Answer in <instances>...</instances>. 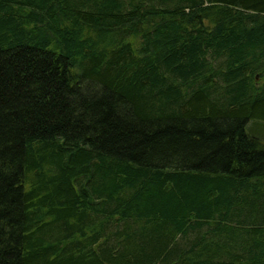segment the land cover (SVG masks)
Instances as JSON below:
<instances>
[{
	"label": "trees",
	"instance_id": "16d2710c",
	"mask_svg": "<svg viewBox=\"0 0 264 264\" xmlns=\"http://www.w3.org/2000/svg\"><path fill=\"white\" fill-rule=\"evenodd\" d=\"M251 122L264 0H0V264H264Z\"/></svg>",
	"mask_w": 264,
	"mask_h": 264
},
{
	"label": "rangeland",
	"instance_id": "374dc122",
	"mask_svg": "<svg viewBox=\"0 0 264 264\" xmlns=\"http://www.w3.org/2000/svg\"><path fill=\"white\" fill-rule=\"evenodd\" d=\"M252 122H253V121H252ZM252 122L250 123L251 126H252V124H255V123H252ZM250 124H249V126H248L249 131L252 129L251 126H250ZM256 125H257V126H256ZM255 126H256V128H257V127H263V128H264V124H262V123L255 124ZM262 130L264 131V129H262ZM261 132H262V131H261ZM255 133H257V132H255ZM258 134L261 135V134H263V133H259V132H258Z\"/></svg>",
	"mask_w": 264,
	"mask_h": 264
}]
</instances>
